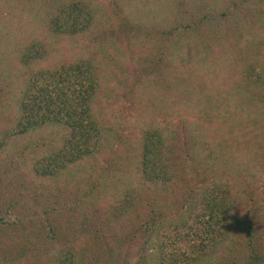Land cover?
<instances>
[{"label": "rangeland", "instance_id": "rangeland-1", "mask_svg": "<svg viewBox=\"0 0 264 264\" xmlns=\"http://www.w3.org/2000/svg\"><path fill=\"white\" fill-rule=\"evenodd\" d=\"M76 1L88 27L51 31ZM76 61L97 78L98 149L42 176L65 125L7 138L6 128L35 72ZM146 130L179 158L183 194L144 179ZM221 188L232 189L233 225L193 264H246L255 250L264 264V0H0V264H161Z\"/></svg>", "mask_w": 264, "mask_h": 264}, {"label": "trees", "instance_id": "trees-1", "mask_svg": "<svg viewBox=\"0 0 264 264\" xmlns=\"http://www.w3.org/2000/svg\"><path fill=\"white\" fill-rule=\"evenodd\" d=\"M91 19V11L87 6L76 1L63 6L51 19L49 28L62 35L77 34L88 27ZM37 44L25 47V51L21 53L26 64L35 58V54H39ZM97 86L93 67L86 61L64 62L45 67L29 78L21 98L20 119L6 128L4 136H17L34 124L47 122L62 123L67 129L61 147L37 165L38 174L55 176L70 164L84 161L97 151L102 132L92 111V95ZM169 147L171 145H167L161 134L146 130L139 154L141 171L145 180L161 181L170 190L177 189L176 193L180 195L186 189V186L183 189L181 185L186 179L180 176L179 158L172 155ZM175 184L176 187H171ZM231 196V188H221L205 195L200 209L193 213L189 222H185L188 230L184 238L189 241L188 245L176 247L170 252V257L162 249L161 264H193L204 250L223 239L233 225L229 219ZM127 198L125 197L126 200ZM126 200L124 204L127 203ZM249 233L252 236L251 231ZM260 259L255 250L247 258L246 264H253ZM60 260L63 264L67 261L64 257H60ZM233 264L239 263L235 260Z\"/></svg>", "mask_w": 264, "mask_h": 264}]
</instances>
